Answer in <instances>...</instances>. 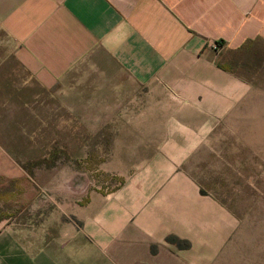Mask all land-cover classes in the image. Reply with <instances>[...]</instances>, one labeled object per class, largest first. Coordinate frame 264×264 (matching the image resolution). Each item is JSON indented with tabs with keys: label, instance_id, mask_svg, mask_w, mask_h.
Here are the masks:
<instances>
[{
	"label": "crops",
	"instance_id": "obj_1",
	"mask_svg": "<svg viewBox=\"0 0 264 264\" xmlns=\"http://www.w3.org/2000/svg\"><path fill=\"white\" fill-rule=\"evenodd\" d=\"M0 28L29 78L0 79L11 88L2 95L29 102L40 87L76 119H122L126 136L160 137L139 149L147 156L125 184L104 204L92 196L91 215L69 226L13 206L19 164L0 144V264L204 261L212 231L196 228L195 184L178 168L196 145L190 137L247 98L253 83L228 63L264 42V0H0Z\"/></svg>",
	"mask_w": 264,
	"mask_h": 264
},
{
	"label": "rangeland",
	"instance_id": "obj_2",
	"mask_svg": "<svg viewBox=\"0 0 264 264\" xmlns=\"http://www.w3.org/2000/svg\"><path fill=\"white\" fill-rule=\"evenodd\" d=\"M12 48L0 28V79L18 85L29 78L13 62ZM229 60L253 86L243 104L209 134L190 137L196 145L178 170L195 184L196 228L212 231L207 233L210 253L195 264H264V42L245 46ZM10 90L0 87V144L19 164L13 206L33 209L36 222L79 225L91 215L92 196L104 204L106 194L125 184L126 175L145 160L147 153L139 149L160 138L126 136L122 119H76L40 87L29 89V102L2 95ZM92 122L104 124L91 130L85 123ZM185 197L180 208L190 203ZM218 225L225 229L220 232ZM172 239L180 248L188 244Z\"/></svg>",
	"mask_w": 264,
	"mask_h": 264
}]
</instances>
